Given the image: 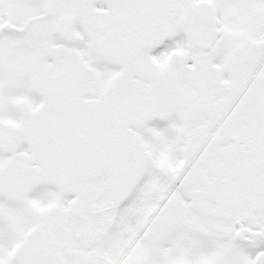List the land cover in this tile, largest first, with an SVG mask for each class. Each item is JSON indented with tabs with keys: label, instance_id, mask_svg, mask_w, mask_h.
Wrapping results in <instances>:
<instances>
[{
	"label": "snow or ice",
	"instance_id": "snow-or-ice-1",
	"mask_svg": "<svg viewBox=\"0 0 264 264\" xmlns=\"http://www.w3.org/2000/svg\"><path fill=\"white\" fill-rule=\"evenodd\" d=\"M0 264H264V0H0Z\"/></svg>",
	"mask_w": 264,
	"mask_h": 264
}]
</instances>
